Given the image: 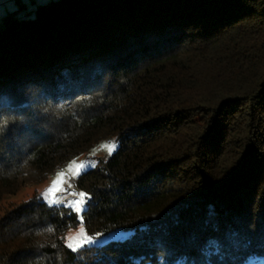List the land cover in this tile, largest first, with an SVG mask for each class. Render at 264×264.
Returning <instances> with one entry per match:
<instances>
[{
	"label": "trees",
	"instance_id": "trees-1",
	"mask_svg": "<svg viewBox=\"0 0 264 264\" xmlns=\"http://www.w3.org/2000/svg\"><path fill=\"white\" fill-rule=\"evenodd\" d=\"M28 5L0 14V195L114 137L76 186L89 236L127 235L74 252L77 215L34 195L0 218V264L264 257V0Z\"/></svg>",
	"mask_w": 264,
	"mask_h": 264
},
{
	"label": "rangeland",
	"instance_id": "rangeland-1",
	"mask_svg": "<svg viewBox=\"0 0 264 264\" xmlns=\"http://www.w3.org/2000/svg\"><path fill=\"white\" fill-rule=\"evenodd\" d=\"M49 0H36L34 2H30V0H26V4L28 7L33 6L36 2H46ZM57 108L61 111L70 110V105L68 104H59ZM116 142L114 137L105 138L89 149L81 152L77 156L73 157L69 161H67L63 166L56 169L53 173H51L47 179L41 182H37L32 179H27L23 184H21L18 189L11 194H2L0 195V218L4 215L5 212L10 210L15 205L29 199L30 197L37 195L42 200H44L48 204H52V201H59V203L53 205H63L70 200H75L79 198V192L82 191L76 186V178L73 175L72 169L74 168L75 163H80L82 161H87L90 158L94 159L97 163L100 159L106 158L108 155L105 144ZM60 172L64 173V177L62 178V183L56 187V190L53 192H49V189L53 187V181L57 180L58 174ZM87 199V196L85 197ZM78 220L80 221L81 214H76ZM81 227H83L82 221L78 222L75 227H71L67 229L64 233V241L66 244L72 243L74 246L77 243L83 244V246L89 245H99L105 243L110 240H118L124 238L127 234L118 230L106 235H102L100 237V242L98 243H84L87 237H91L96 239V236H89L85 229L83 232L80 231ZM84 228V227H83ZM250 264H264V257L257 256L253 257L248 261Z\"/></svg>",
	"mask_w": 264,
	"mask_h": 264
},
{
	"label": "snow or ice",
	"instance_id": "snow-or-ice-1",
	"mask_svg": "<svg viewBox=\"0 0 264 264\" xmlns=\"http://www.w3.org/2000/svg\"><path fill=\"white\" fill-rule=\"evenodd\" d=\"M104 147L107 149V153L109 156H111L115 150L118 148V143L112 142L105 144ZM97 166V162L94 159H89L87 161H82L80 163H75L74 168L72 169L73 175L75 178H79L82 175L86 174L89 170L94 169ZM58 179L53 181V187L49 189V192H53L56 190V187L59 186L62 183V178L64 177V173L60 172L58 174ZM79 198L75 200L67 201L64 204V207H68L71 209V211L75 214H81L83 212H86L88 209V205L91 200V196L88 193H85L84 191L79 192ZM88 197L85 199V197ZM52 204L59 203V201H52ZM80 221H83V216H80ZM78 221V222H80ZM81 232L84 231V228L81 227ZM102 233H96V239H93L91 237H87L84 243H98L100 242V237H102ZM83 244L77 243L75 246L72 243L67 244V248L71 249L72 251H76L79 247H82Z\"/></svg>",
	"mask_w": 264,
	"mask_h": 264
},
{
	"label": "crops",
	"instance_id": "crops-1",
	"mask_svg": "<svg viewBox=\"0 0 264 264\" xmlns=\"http://www.w3.org/2000/svg\"><path fill=\"white\" fill-rule=\"evenodd\" d=\"M26 0H0V14L4 13L9 9L17 7L18 3L25 2ZM36 1V0H30Z\"/></svg>",
	"mask_w": 264,
	"mask_h": 264
}]
</instances>
